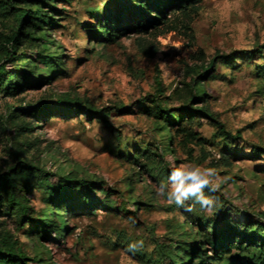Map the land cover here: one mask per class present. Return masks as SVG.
<instances>
[{"label":"rangeland","instance_id":"374dc122","mask_svg":"<svg viewBox=\"0 0 264 264\" xmlns=\"http://www.w3.org/2000/svg\"><path fill=\"white\" fill-rule=\"evenodd\" d=\"M132 1H57L58 26L46 30L53 39L48 47L53 57L36 56L40 48L36 41L18 52L34 59V74L51 78L15 95L0 92V173L18 152L53 173L52 181L69 171L99 181L114 204L64 207L65 236L42 238L49 251L42 254L46 264H167L170 257L159 245L176 253L183 243L188 254L197 230L207 229L204 219L214 212L217 224L225 210L234 220L264 224V153H255L257 148L264 150V0H198L192 10L191 5L169 6L165 23L146 30H117L103 38L102 14ZM12 23L11 15L0 8V57ZM219 53L235 58L229 64L219 60L203 79L205 103L239 136L223 137L195 114L174 123L172 142L167 144L153 97L159 93L176 109L183 103L180 93L193 78L191 69L199 71ZM22 65L28 69L23 61ZM63 97L107 109L111 127L84 112L70 116L55 112L38 119L7 116L16 107L53 105ZM12 120L33 121L35 126L16 137ZM163 164L170 170L185 165L211 169V190L206 185L203 192L215 198L214 204L202 208L192 196L183 205L170 201L169 174L163 176ZM94 193L104 198L101 190ZM27 197L33 218L43 208L49 213L42 187L27 192ZM0 219H5L0 228L16 235L25 256L33 257L34 240L40 239L27 232L31 225L25 222L21 230L10 216ZM129 243L136 246L134 251L128 250ZM207 253L213 254L211 249Z\"/></svg>","mask_w":264,"mask_h":264},{"label":"trees","instance_id":"16d2710c","mask_svg":"<svg viewBox=\"0 0 264 264\" xmlns=\"http://www.w3.org/2000/svg\"><path fill=\"white\" fill-rule=\"evenodd\" d=\"M57 1L64 0H0V8L6 14L11 15L13 23L4 36V52L0 57V92L6 95H15L27 86L36 87L51 76H41L34 74V59L18 53L22 46H31L32 41L38 42L40 48L36 56L44 58L53 57L54 51L49 50V45L53 43L47 28L58 26L60 13L56 7ZM198 0H135L126 7L113 13H103L100 34L113 36L115 31L132 28L136 30H146L166 22V9L178 7L186 9ZM50 11V13H48ZM114 24V27L113 25ZM104 38V35H103ZM251 53V52H250ZM248 53L247 55H249ZM235 56L231 53H219L212 56L200 70L194 73L190 83H186L184 91L180 93L183 103L171 109L165 97H160L158 93L152 99L154 114L163 122V130L167 144L172 142L171 127L174 123L182 121L185 117L191 118L198 115L211 122L212 125L223 137L236 138L239 133L232 134L206 105L207 92L202 84L208 72L215 67V64L222 60L227 64L234 61ZM24 66H21V62ZM10 66V67H9ZM13 68V69H10ZM201 103L200 107L193 104ZM117 107V108H121ZM58 113L62 116H70L74 113L84 112L89 118H99L105 127L110 128L107 109H95L85 101H76L69 98H59L53 105L42 103L26 108L16 107L7 114L10 118H20V115H28L38 119L50 114ZM15 136L27 134L32 131L35 124L33 121L25 120L15 122ZM264 153L261 148L256 149V154ZM163 176H168L170 169L166 164L162 165ZM53 173L45 171L36 164H32L20 153L16 152L14 160L6 166L0 173V217L10 216L12 223L17 229H23L25 222L31 225L27 232L33 233L34 238L39 237V241L34 240L35 251L31 258L25 256L22 246L19 244L17 236L11 234L4 228H0V264H29L27 260H32L34 264H46L42 254H48L47 245L44 239H59L65 236L67 220L63 217L62 209L67 210L74 206L90 208L92 206L114 205L109 193L99 186V181H93L76 172L69 171L63 175H58L52 181ZM36 187H42L45 194L44 199L49 201V213L43 208L38 217L33 218V207L29 203L27 192ZM101 190L104 198L100 199L94 190ZM79 201L78 204L75 202ZM136 208V205H134ZM234 214L239 211L234 210ZM223 221L217 224L215 221L216 212L212 217L204 219V226L207 229L197 230V241L187 254V245L176 247V253L169 247L159 245L160 252L170 257L167 264H217L222 260H227L228 264H264V224L261 221L255 223L234 220L228 210L221 212ZM5 219H0V223ZM45 240V241H46ZM208 249L213 252L207 253ZM183 251L184 255L179 257L178 253ZM52 262V261H51Z\"/></svg>","mask_w":264,"mask_h":264},{"label":"clouds","instance_id":"9594fccd","mask_svg":"<svg viewBox=\"0 0 264 264\" xmlns=\"http://www.w3.org/2000/svg\"><path fill=\"white\" fill-rule=\"evenodd\" d=\"M214 173L211 169H201L198 166L185 165L183 167L174 168L168 176L170 191L167 192L170 201H174L178 205H183L184 201L192 196L195 202L199 203L202 208L211 207L215 198L205 196L203 188L210 186L211 178ZM164 185L159 186V191L163 194ZM188 210H191L190 208ZM128 250L134 251L136 246L133 243L127 245Z\"/></svg>","mask_w":264,"mask_h":264}]
</instances>
